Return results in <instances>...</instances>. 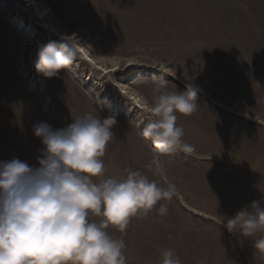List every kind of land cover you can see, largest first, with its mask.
I'll return each mask as SVG.
<instances>
[{"label": "rangeland", "instance_id": "rangeland-1", "mask_svg": "<svg viewBox=\"0 0 264 264\" xmlns=\"http://www.w3.org/2000/svg\"><path fill=\"white\" fill-rule=\"evenodd\" d=\"M36 1L50 7L68 42L85 47L109 73L76 57L45 77L36 64L45 45L60 41L44 32L34 7L0 0V161L39 167L43 145L34 127L41 122L58 129L86 112L115 114L102 158L106 176L131 167L161 182L159 164L175 185L166 215L135 217L124 233L109 227L127 245V264H160L163 249H173L181 264H264L250 239L225 227L253 201L264 207V0ZM140 75L148 80L137 85ZM153 76L170 91H186L189 81L200 89L198 110L177 120L192 153L154 161L138 124L146 111L115 88L132 89L148 107Z\"/></svg>", "mask_w": 264, "mask_h": 264}, {"label": "clouds", "instance_id": "clouds-1", "mask_svg": "<svg viewBox=\"0 0 264 264\" xmlns=\"http://www.w3.org/2000/svg\"><path fill=\"white\" fill-rule=\"evenodd\" d=\"M76 57L77 49L63 37L42 51L36 68L53 78ZM147 80L140 75L136 83ZM152 80L154 103L138 124L152 145L153 160L192 153L195 149L184 141L177 120L178 114L198 110L200 89L189 81L186 91H170L166 80ZM116 124L115 114L102 118L91 112L72 118L63 128L41 122L34 127L43 145L39 167L18 158L0 161V264H127V245L109 227L124 233L135 217L152 211L166 215L175 185L163 179L159 164L154 171L161 182L131 167L106 176L102 158ZM225 227L250 239L254 254L264 257V207L259 201L227 219ZM161 257L160 264H181L173 249H163Z\"/></svg>", "mask_w": 264, "mask_h": 264}, {"label": "bare ground", "instance_id": "bare-ground-1", "mask_svg": "<svg viewBox=\"0 0 264 264\" xmlns=\"http://www.w3.org/2000/svg\"><path fill=\"white\" fill-rule=\"evenodd\" d=\"M18 3H20L19 6L23 11H30L31 9L29 8L34 7V12H36L37 17L42 20L41 22L39 20L38 21L42 23L40 25L44 27L43 30L44 32L47 33V35L54 37V39L60 42L62 41L63 37L65 40H69L71 35L61 30V27H59L55 23L54 21L55 19H52L53 12L50 9V7L46 5L42 6L36 0H18ZM33 25H34V22H33ZM30 27H31L30 36L35 37V31L32 30V24L30 25ZM74 47L77 49V57L79 58L78 61H83L85 64L90 65V67H93L95 70L103 72V74L109 73V68L102 66L96 58L88 54L85 47H82L79 44H75ZM45 48H47V45L44 46L43 50ZM79 65L80 63L77 64V66ZM153 73L158 74L156 70H154ZM115 88H117V90L121 93L120 96L122 97H128V94H129L131 96V99L137 102V103L134 102V104L136 107H138L140 111L146 110L147 108L146 104L142 103V101L140 100V96L135 94L132 89L128 87H124L120 85L119 83H115Z\"/></svg>", "mask_w": 264, "mask_h": 264}, {"label": "snow or ice", "instance_id": "snow-or-ice-1", "mask_svg": "<svg viewBox=\"0 0 264 264\" xmlns=\"http://www.w3.org/2000/svg\"><path fill=\"white\" fill-rule=\"evenodd\" d=\"M129 63H131V61Z\"/></svg>", "mask_w": 264, "mask_h": 264}]
</instances>
